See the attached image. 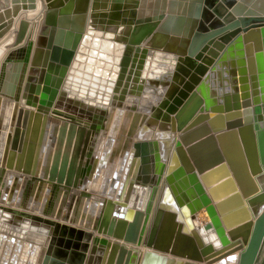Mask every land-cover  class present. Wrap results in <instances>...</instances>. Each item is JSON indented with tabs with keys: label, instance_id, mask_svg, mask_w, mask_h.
<instances>
[{
	"label": "water",
	"instance_id": "95a60500",
	"mask_svg": "<svg viewBox=\"0 0 264 264\" xmlns=\"http://www.w3.org/2000/svg\"><path fill=\"white\" fill-rule=\"evenodd\" d=\"M78 1L45 0L49 13L35 43L17 49L20 74L29 67L22 123L33 117L29 109L41 117L57 98L72 96L69 84L90 92L112 131L123 117L118 170L127 173L125 162L133 163L126 200L135 188L137 203L124 213L123 203H106L100 230L146 249L95 238L88 255L79 252L73 264H213L233 253L238 264H256L264 244V0H163L154 21L141 18L143 0ZM24 5L5 12L17 16ZM123 15L119 35L101 30ZM12 23L1 24L0 43ZM26 34L23 23L6 46L19 45ZM103 38L115 44L91 49ZM1 100L6 104L7 97ZM18 137L19 129L14 147ZM35 149L39 155L31 141L27 163ZM25 150L26 144L19 152L5 149L4 160L18 167ZM98 164L93 156L86 174L98 172ZM18 178L3 197L12 199ZM111 213L124 219L110 226ZM57 256L50 253L45 264H55Z\"/></svg>",
	"mask_w": 264,
	"mask_h": 264
},
{
	"label": "bare ground",
	"instance_id": "6f19581e",
	"mask_svg": "<svg viewBox=\"0 0 264 264\" xmlns=\"http://www.w3.org/2000/svg\"><path fill=\"white\" fill-rule=\"evenodd\" d=\"M14 4L19 8L28 4V9L22 8L18 16H13L11 7ZM31 4L35 8L30 9ZM7 9L11 11L9 14H7L8 11L5 12ZM48 13L45 0H0V26L13 22L12 41L17 40L15 39L16 31L24 23L27 32L29 33L31 29L34 33L35 36L31 38V41L35 43L39 27L47 19ZM141 18L154 21L157 16L156 13H146ZM89 21L91 22V19ZM120 27L124 26H110L109 29H120ZM105 29L107 28L101 30L105 33ZM108 34L119 35L120 33ZM28 39L30 40L29 37ZM28 39L25 40L26 44L23 41L19 45L14 44L11 49L8 48L7 54L4 45L8 39L7 42L0 43V96L7 97L6 104H3V100L0 101V264H31V262L45 264L48 255L55 251L54 244L57 240L53 235L59 226L73 227L78 230V237L84 242H75L73 246L82 250L85 256L90 252L95 238L125 245L139 252L145 251L146 248L137 243H126L123 238H114L110 230L107 232L100 230V224L103 221L106 222L104 218L106 203H123L124 205L121 206L123 209L119 210L122 213L137 203L138 190L135 188L126 200L133 163L131 162L132 164L128 166L125 162L124 167L128 169L127 173H124V169L121 172L118 170L122 163L124 149V138L121 140L119 137L122 135L123 117L120 118L117 129L113 131L111 127L106 126L103 119L99 126H93L91 121L95 119L91 116V113L93 114L91 106L96 99L90 97L88 90L69 84L67 89L72 96L68 95L64 99L57 98L48 105L47 110L41 111V117L35 116L37 108L29 109L34 110L33 117L30 121L28 118L26 125H23L22 118L26 110L22 97L23 86L29 67H26L24 74H20L23 60L18 59L20 55L17 49L21 47L27 49L30 42H26ZM108 39L103 38L104 43L100 45L92 44L91 49H105L108 45L115 44L114 40ZM10 56L13 60L6 62L4 58L7 60ZM6 72H8V78L4 81L2 73L6 74ZM18 76H23L22 90L19 94L17 91L21 78ZM76 79L73 78L74 81H77ZM80 84L83 85V83ZM83 86L86 88L85 85ZM44 114H48L47 119H44ZM18 129V142L14 147ZM31 141L40 146L41 153L37 155L35 149L27 163ZM25 144L26 150L23 158L20 159L21 165L9 166L7 159L4 160V150L15 149L19 152ZM108 145L110 148L106 150ZM112 154H114L113 158H111ZM93 156L98 158L100 169L98 172L86 174ZM15 161H17L16 158L14 163ZM26 165L27 170L24 169ZM97 174L98 177H96ZM11 175L19 178L17 192L9 200L8 196L3 197V192L9 181H11L10 187L14 184V178L10 179ZM122 175H126V180L121 179ZM95 177L98 179L95 180ZM104 178L107 179L105 187L102 184ZM114 179H117L116 186L113 185ZM119 219L122 220L124 217L118 213H111L110 226H114ZM199 219L204 224L208 221L206 213H202ZM129 223L130 220H126L124 231L127 230ZM205 236L207 240L219 244L214 233L205 231ZM56 254L59 261L73 263L67 255L64 256L63 252L59 251ZM238 263L239 254L233 253L220 258L213 264Z\"/></svg>",
	"mask_w": 264,
	"mask_h": 264
},
{
	"label": "rangeland",
	"instance_id": "374dc122",
	"mask_svg": "<svg viewBox=\"0 0 264 264\" xmlns=\"http://www.w3.org/2000/svg\"><path fill=\"white\" fill-rule=\"evenodd\" d=\"M11 32L12 31H10V33ZM11 34L6 35L7 37L5 36V39L3 40L4 42H1V43L7 42V39H8V42L7 43L10 44L12 42V36H11ZM33 36H35V35H34V33L32 31H29V33L27 32L23 43H25V40L28 39V37L30 38V40L28 39L27 41H31V38ZM9 38H10L11 42H10ZM4 49H5L6 52H8V50L11 49V47L8 49V47L6 45H4ZM3 58H2V61H3ZM4 60L6 61L5 58H4ZM3 65H5V64H3ZM7 74H8V72H6V74L2 73V78L4 79V81H7L6 80V78H8ZM24 108L26 109L27 107L24 106ZM91 108L93 110V114L91 113V116H92L93 119H95V121H91V123L95 127L96 126H99L100 121H101L102 117L104 116V109L103 108H100L98 106V103H96V102L91 106ZM214 177L215 176H213L212 178H214ZM231 207L232 206H228V209H231ZM78 235H79L78 230L75 229V228H73V227H65V226H59V227H57V229H55V232H54V235H53L54 238L57 240V243L54 244V250H55V252L56 253L59 252V251L60 252H66L67 255L69 254V257L72 258V260H76V258L78 257L79 252H82V250H79L77 247H75L73 245L76 244L75 242H78V241L84 242L81 238L78 237ZM257 264H264V246H263V249L261 251V254H260V257H259V260H258Z\"/></svg>",
	"mask_w": 264,
	"mask_h": 264
},
{
	"label": "crops",
	"instance_id": "0c3cea01",
	"mask_svg": "<svg viewBox=\"0 0 264 264\" xmlns=\"http://www.w3.org/2000/svg\"><path fill=\"white\" fill-rule=\"evenodd\" d=\"M162 1L163 0H143V3H142V5H141V12L143 13V15H145L146 13L147 14H154L156 11H157V9H159V7L161 6V4H162ZM157 2V3H156ZM66 3V1L63 3V4H65ZM155 3H156V5H155ZM78 4H79V1L78 0H76V6H78ZM150 5V6H149ZM75 6V7H76ZM147 6V7H146ZM149 6V7H148ZM92 5H91V3H90V5H89V10H88V14H89V17H90V15H91V13H92ZM148 10V11H147ZM74 17H76V16H73L72 18H74ZM88 17V20H87V25H89L90 26V18ZM124 19H125V15H123L122 16V19L120 20V21H117V22H114V23H109V26H125V24H124ZM107 25V24H106ZM89 26H86V30H87V28L89 27ZM121 28L122 27H120V29H105L104 31L105 32H108V33H120V31H121ZM14 30V29H13ZM13 30H11V31H13ZM29 31H31V29L29 30ZM12 33V32H11ZM11 33H9V34H11ZM3 42V41H2ZM26 42H28V41H26ZM24 44H26V43H24ZM23 44V45H24ZM22 46V45H21ZM6 54H7V52H6Z\"/></svg>",
	"mask_w": 264,
	"mask_h": 264
},
{
	"label": "flooded vegetation",
	"instance_id": "af4514ba",
	"mask_svg": "<svg viewBox=\"0 0 264 264\" xmlns=\"http://www.w3.org/2000/svg\"><path fill=\"white\" fill-rule=\"evenodd\" d=\"M263 246H264V244H263ZM262 249H263V247H262ZM262 249H261V251H262ZM63 253H64V256L66 257L67 253L66 252H63ZM260 254H261V252H260ZM260 254H259V257H260ZM68 255H67L68 259L72 260ZM259 257L257 259V262L259 260ZM72 261H75V260H72ZM257 262H256V264H257ZM55 264H72V263L71 262L70 263H63L62 261L57 260V262Z\"/></svg>",
	"mask_w": 264,
	"mask_h": 264
}]
</instances>
